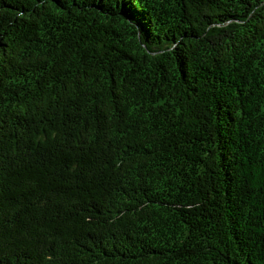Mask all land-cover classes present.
<instances>
[{
  "label": "trees",
  "instance_id": "16d2710c",
  "mask_svg": "<svg viewBox=\"0 0 264 264\" xmlns=\"http://www.w3.org/2000/svg\"><path fill=\"white\" fill-rule=\"evenodd\" d=\"M0 264H264V0H0Z\"/></svg>",
  "mask_w": 264,
  "mask_h": 264
},
{
  "label": "snow or ice",
  "instance_id": "6c2138e0",
  "mask_svg": "<svg viewBox=\"0 0 264 264\" xmlns=\"http://www.w3.org/2000/svg\"><path fill=\"white\" fill-rule=\"evenodd\" d=\"M55 2H58V0H55Z\"/></svg>",
  "mask_w": 264,
  "mask_h": 264
}]
</instances>
